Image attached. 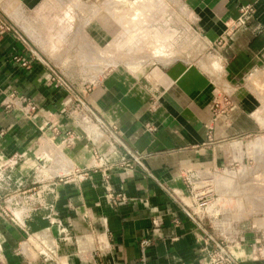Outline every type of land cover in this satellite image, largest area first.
I'll return each mask as SVG.
<instances>
[{"label":"crops","instance_id":"obj_1","mask_svg":"<svg viewBox=\"0 0 264 264\" xmlns=\"http://www.w3.org/2000/svg\"><path fill=\"white\" fill-rule=\"evenodd\" d=\"M43 3L0 0V17L25 32L22 23L34 25L26 13ZM173 5L222 71L177 47L145 65H113L87 96L145 170L121 166L122 150L41 57L28 69L14 62L31 52L11 24L0 33V167L11 183L0 189V264H210L215 244L205 248V233L237 264H264V203L243 200L234 228L232 212L220 227L195 211L197 198L214 201L216 172L253 163L264 142V0ZM89 32L121 47L119 28ZM9 193H20L14 211H27L20 225L1 212H13ZM143 239L150 244L141 249Z\"/></svg>","mask_w":264,"mask_h":264},{"label":"rangeland","instance_id":"obj_2","mask_svg":"<svg viewBox=\"0 0 264 264\" xmlns=\"http://www.w3.org/2000/svg\"><path fill=\"white\" fill-rule=\"evenodd\" d=\"M173 3L174 0H44L33 14L26 13L33 19L34 25L22 23L25 32L14 20L7 15L5 17L12 28L33 46L38 56L52 67L55 76L68 85L74 98L86 105L94 84L110 72L109 68L113 65H145L157 57H171V51L177 47H181L178 53L180 57L196 62L201 60L210 73L218 75L222 71L220 64L211 66L215 60L193 33L186 13ZM155 13L163 15L159 18L164 36L162 55L154 50L156 45L152 43L142 48L145 25L155 21L150 20ZM97 24L104 26L109 33L119 28L121 47L117 46L115 50L111 39L109 45L102 46L95 37L87 36L89 31L96 30ZM131 29L137 31L135 38L129 37ZM78 31L80 35L75 37ZM199 47L201 51L197 54ZM114 50L118 53L116 56ZM209 59L210 62L207 61ZM261 143L257 144L253 163L216 172L215 199L208 203L206 197L197 198L196 212L204 210L212 217L215 215L217 226L223 227L221 218L230 216L235 210L241 211L243 200H246L247 207L264 203V142ZM205 187L201 189L205 190ZM242 194H246L245 197H241ZM238 215H231L233 228V220ZM203 244L207 249L212 248L211 241H203ZM226 250L230 252L228 248Z\"/></svg>","mask_w":264,"mask_h":264},{"label":"built area","instance_id":"obj_3","mask_svg":"<svg viewBox=\"0 0 264 264\" xmlns=\"http://www.w3.org/2000/svg\"><path fill=\"white\" fill-rule=\"evenodd\" d=\"M11 27L9 24H7L1 17H0V33L9 31ZM25 42V41H24ZM26 43V42H25ZM29 51L31 52L30 56L28 58H21V57H14V62H17L20 64V66L24 69H28L32 62L40 60L41 58L38 56V54L26 43L25 44ZM57 82H60L61 79L56 77L54 78ZM78 104L82 105L89 113L90 117H93L97 121V123L100 125L102 130L105 132L107 137L110 139L111 143L122 150L123 155L120 158V164L122 167H125L126 169H132L135 166H140L144 170V166L142 163V157L141 155H138L134 151H132L128 145L125 143V141L122 139L121 135L117 131V129L113 126L107 125L105 122H103L99 117L96 116V114L90 110L80 99H76ZM226 104L228 102L224 101ZM215 107H218L217 103L215 104ZM30 111L34 110L33 106L29 107ZM6 170L5 166L0 167V189H8L11 187V183L9 178L5 175L4 171ZM19 192V191H17ZM20 193H9L7 196L8 201H10V206L13 209V212L10 211L8 208L1 209L2 214L7 217L10 222L16 225H20L23 223V218L26 217V210L22 213V216L20 213L15 212L14 210H20L19 208L20 201H18V196ZM205 239L204 241H211L215 244V249L210 253V263L214 264H237L234 258L228 253L226 250V247L216 243L214 239L205 233ZM150 244V241L148 239H143L140 241V247L141 249H144L146 246ZM260 255L264 258V248L260 250Z\"/></svg>","mask_w":264,"mask_h":264},{"label":"water","instance_id":"obj_4","mask_svg":"<svg viewBox=\"0 0 264 264\" xmlns=\"http://www.w3.org/2000/svg\"><path fill=\"white\" fill-rule=\"evenodd\" d=\"M161 16H163V15H158V17H155V15H154V17L150 19L151 21L155 20V21H153L154 24H153V22H149L148 25L147 24L145 25V28H144V34L145 35L143 36L144 38L142 40L144 42V44H142V48H143V46L145 47V44L149 45L150 43H152V44L156 45V46H154L155 49L154 48L153 49L158 50L160 52V54L163 52V37H164L163 36V28L161 27V24L159 21V18H161ZM156 19H158V21H156ZM135 35H137V31H134L133 29H131L129 31V37L135 38ZM27 44L34 50L33 46H31L30 43L27 42ZM154 52L155 51H153V53Z\"/></svg>","mask_w":264,"mask_h":264}]
</instances>
